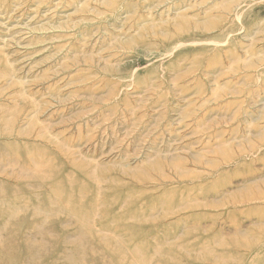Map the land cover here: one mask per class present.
<instances>
[{
  "label": "rangeland",
  "instance_id": "1",
  "mask_svg": "<svg viewBox=\"0 0 264 264\" xmlns=\"http://www.w3.org/2000/svg\"><path fill=\"white\" fill-rule=\"evenodd\" d=\"M0 264H264V0H0Z\"/></svg>",
  "mask_w": 264,
  "mask_h": 264
},
{
  "label": "bare ground",
  "instance_id": "2",
  "mask_svg": "<svg viewBox=\"0 0 264 264\" xmlns=\"http://www.w3.org/2000/svg\"><path fill=\"white\" fill-rule=\"evenodd\" d=\"M182 46V45H181ZM180 46H178V48H179ZM175 49V48H174Z\"/></svg>",
  "mask_w": 264,
  "mask_h": 264
}]
</instances>
